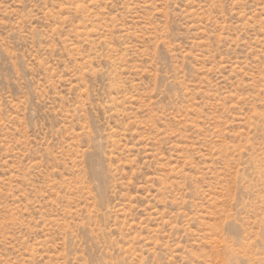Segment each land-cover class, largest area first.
Here are the masks:
<instances>
[{
  "label": "rangeland",
  "instance_id": "obj_1",
  "mask_svg": "<svg viewBox=\"0 0 264 264\" xmlns=\"http://www.w3.org/2000/svg\"><path fill=\"white\" fill-rule=\"evenodd\" d=\"M0 264H264V0H0Z\"/></svg>",
  "mask_w": 264,
  "mask_h": 264
}]
</instances>
